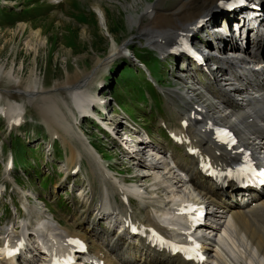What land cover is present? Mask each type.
Listing matches in <instances>:
<instances>
[{"label":"rangeland","instance_id":"rangeland-1","mask_svg":"<svg viewBox=\"0 0 264 264\" xmlns=\"http://www.w3.org/2000/svg\"><path fill=\"white\" fill-rule=\"evenodd\" d=\"M180 1L183 2L184 0H64L63 3L54 5L48 0H0V104L6 107V104L13 102L23 109L21 125L13 126L10 132L6 124L7 119L0 115V188L6 178L5 158L10 153L14 154L17 151V155L23 154L24 148L28 152L23 156L24 160H21V162L26 161L28 164L25 176L18 177L16 171L10 173L16 178L19 188L12 183L10 190L7 189L4 197L0 198V230L4 229L7 221L10 222L13 219L5 209L8 204H11V199L20 202L26 194L31 198L28 203L34 213L36 207L42 206L36 197L44 198V201L48 198L53 201V207L56 209L60 204L59 218L66 221L65 224L68 226L70 225L69 219L75 213L80 212L84 217L90 216L87 207L82 208L85 203H78L73 192L66 199L68 191L65 192L66 188L62 185L67 175V171L64 169L65 167L68 168L66 152L69 155L70 151L68 148H64L61 139L52 138L49 124L46 125L42 111L43 102L40 97L47 91L51 95L54 94L58 98L64 99L70 114H75L77 118L75 122L77 133L92 142L106 155L107 161L100 160L104 168L108 165H116L126 170L131 165L128 171L134 169L131 160L128 162L129 165L127 163L122 164L127 160L121 154L120 146H117L122 145V143L125 144V140L129 143L128 138L121 136L123 139H119L120 144L115 146L96 122L88 118H79L77 112L71 107L73 106L71 100L74 97V90H70L66 86V82L70 76V81L74 83L85 82L89 91L94 89L98 93L101 92L110 96L114 100L110 101L108 106V110L113 113L112 118L123 126L126 120L131 122L126 123L133 127L127 126V132L131 130V132L137 133L134 129L140 132L141 127L158 129L161 122L160 114L154 116L149 122L143 117L153 113L154 109L151 110V106L165 109L168 98L157 88L158 98L148 96L147 103L144 98L142 101L145 103L140 100L138 93L148 92L152 95L154 93V89L149 84L153 81L146 75L144 68L136 64L133 59L128 60L134 70L136 69L137 72L144 75L136 74L132 85L128 80L127 69L119 70L123 69L124 65L125 68H129V65L123 62L124 58H120L122 56L103 65H99V61L104 60L113 51L112 45L115 43L117 48L126 47L138 57L142 56L146 59V57L155 56L160 58L162 65L159 70V77H161L162 72V78L156 79L157 82H153L154 85L162 87L163 90L165 87L174 84L184 86L178 78L186 77L189 73L177 70L183 67V56L175 58L174 55L169 56L167 53H164L163 56L158 52L154 56L147 53L152 51V47L148 44V32L155 34L150 37V42L152 40L153 46H157V44H161L159 41L164 36V34L161 36V32L180 26L181 6L185 2L180 3ZM149 6H155V13L159 14L160 17L165 15L168 20L161 17V24H156V26L154 15L147 14ZM97 7L105 13V25L101 23ZM179 8L180 12L177 11ZM216 21V27L223 26L221 20L217 18ZM38 31L41 33L39 38L33 34ZM194 37L197 42L201 39L199 32ZM156 65H158L157 62ZM190 68L193 69L190 72L193 77L203 79L196 66H190ZM120 71L121 76H119ZM35 84L36 95L27 92L26 87L35 86ZM172 92H177L181 96V92ZM108 116L111 117V114ZM122 117H125L126 120H123ZM98 121L104 122L99 118ZM47 140H54L57 143V151H55V146L51 153L45 150L42 141ZM129 141L131 145L135 143L134 140ZM130 147L129 152H132L133 146ZM97 159L99 160V157ZM85 160L87 161L86 158ZM21 162H18L17 166H20ZM87 163L85 162L83 165L88 171L80 168V172L74 176L70 184L74 182L75 187L77 186L76 189L82 187L79 186L80 180L87 185L86 174L90 169L91 180L89 184L91 188L95 187L93 183L95 180L97 181L98 185L95 189L99 198V180L92 176V169L88 167L89 163ZM136 173L141 172L136 169L131 174ZM44 176L48 180L46 181V190L42 189L41 191L39 183ZM132 179L122 180L127 182L132 181ZM150 181L155 183L152 177ZM51 187H53L52 190ZM153 190L155 188H152L151 191ZM50 191L52 195L49 194ZM79 194L85 195L82 191ZM56 196L61 197L58 205L54 199ZM139 202L141 204V201ZM14 203L16 204V202ZM3 209L6 211L5 213H3ZM89 209H94L93 202ZM232 245H234L233 242L231 245L229 243L226 252L236 249ZM250 263L256 264L254 261H248L246 264Z\"/></svg>","mask_w":264,"mask_h":264},{"label":"bare ground","instance_id":"bare-ground-1","mask_svg":"<svg viewBox=\"0 0 264 264\" xmlns=\"http://www.w3.org/2000/svg\"><path fill=\"white\" fill-rule=\"evenodd\" d=\"M184 1V3L180 1V3H183L181 6V9L183 11L186 9L187 6L185 5H187L188 3L197 5L193 13L186 12L184 14L183 24L185 26L188 24L190 18L191 21L195 23H197L196 20L199 18H209V20H213L214 17H211L210 14H212L219 8V3L221 0ZM96 9L100 13L101 23L105 25V13L102 12L99 7H97ZM147 11L148 15H154L155 25L161 24L162 19L168 20L165 15H161V19L160 15L155 13V6H149L147 8ZM185 32L191 34L194 33L195 30L194 28H191V30L189 31L186 29ZM33 34L37 38L41 36V33L39 31ZM169 36L170 40L174 38V34H170ZM225 42H230L231 44H233L232 40H226ZM150 43L153 46L152 40ZM159 43L161 44H157V46L153 47L158 48L162 54L167 53V50L173 47L170 46L168 42L165 43L163 39H161ZM112 46L113 51L108 56H106L104 60L99 61V65L106 64L109 61L115 60L123 55L122 47L117 48L115 43ZM225 63H229V61H224L223 66L225 65ZM247 66L248 63L242 59L238 61V65L234 66L238 71L243 72L245 77H254V79L252 80H249L247 78V83L244 84L233 83V85L237 87L235 93L240 98L237 99L238 105L228 96L221 95V98L223 100V103L221 104L223 106H228L229 108H231V111L233 113H237V118L241 119V121H237L235 115L227 117L226 112H224V110H219L218 108H216L217 112L214 114V117H211L210 119L214 118V120L218 122L227 121L228 123H231L240 134L242 144L251 146L257 156L264 160V69L260 73H257L253 76ZM238 71L233 70L234 77L237 80L240 79V77L238 76ZM66 86L70 90H74L73 100L75 101V103H77V115L86 114L88 108L87 106L89 104H96L99 101L97 97L93 95L91 91H89V89L86 88L87 86L85 82L74 83L70 81V76H68ZM26 89L28 90L27 92L36 95V84L35 86L26 87ZM190 90L191 89L189 88L188 91ZM249 90H252L253 93ZM188 91L181 92V96L177 92H171L170 95L172 107L176 112L177 120L179 121V124L174 128L175 131L180 130L181 121H183L186 116H190L193 114V100L195 98H199V96L195 94V91H192V93H194V96H190ZM40 98L43 102L42 111L46 119L45 122L47 126L49 124V128L51 131V133H49L53 138L58 137L59 139H61V141L64 143V148L66 147L70 151V154L66 157L68 166V168L66 167V169L72 170L74 167H76L75 165L80 164L81 159L85 160L86 158L89 163V167L92 169V176L99 180L100 187L98 194L100 206H97V214L94 217H90L91 219H89L88 217L84 218L80 213L72 215V218H70L71 220L69 219L71 222V225L69 226L71 227L65 226L52 212L51 215L52 218L56 221V228L53 230L54 235L51 233L48 234L51 240L46 242L43 253L37 252L36 254H34L29 250L28 255L30 257V260L24 262L22 260L15 261V259L9 256L5 258L2 254V250L0 249V264H47L50 254L54 253L57 250L56 245H58L59 247H64V244H62L64 242V236L79 237L85 240L88 245L92 246L89 247L91 255L98 256L102 254L101 256L103 257L105 264H198L193 262H184L179 256H173L165 252H159L155 249H151L145 239H126L125 236H121L114 232L110 234L108 232L110 231L109 228L100 226L99 222L100 220H103L101 218L106 215H110V212L108 211V213L104 214H99V212L103 213V211H101L102 209H111L113 211H118V214L122 216H127V214L131 213L134 220L142 225H152L163 229L158 220H156L151 210H148L146 208L145 203H149L148 201L139 198L141 204L143 203L142 206L145 205L144 208L146 209L144 217L138 218L133 215L131 211H129L128 206H122L121 204H118L115 200V197L120 198L122 195L132 197V194L137 192V183L143 184V181H150L151 177L155 180V183L153 181L151 184L152 188H155V190L152 191V195H159L157 194L159 192H165L167 195H169V188L167 189V186L163 185V182L159 177L162 176L163 172L161 171H163L164 168L162 167L161 163H157L153 170L150 168H146L147 166L145 165L142 157H139L143 150L142 147L145 144L143 142H140L135 145L136 147H138L135 152L132 151L131 153H129L131 155H129L128 152L126 153L128 154L129 160H131V162H134L135 164L133 168H145L148 170L147 172L149 173V175H137L133 177L132 181L126 182L121 180V182H118V184H116L109 178V176H107V174L104 172L103 166L97 159L96 155L101 158V155H103V153H100L99 150L95 149L87 139H84L83 136L77 133L78 131H76L75 129V122L77 118L75 117V114H70V110L67 107L64 99H60L57 97V95L54 94L51 95L49 91L44 93V95ZM173 99H177L182 104V106L178 105ZM5 106L6 107L1 106L0 104V107H2L0 109V112L4 111L5 119H7L8 125L11 127L13 122L16 123V120L20 119L23 113V109H21L18 104L13 102H9ZM199 115L207 117V114L203 112L199 113ZM108 121L115 124L116 127L121 126L120 122L113 121L112 118L108 119ZM195 125L200 126H196L194 129H188L187 132L191 136V139H189L192 140V143L196 147L202 149L205 152V155H211L213 161L217 165L222 166L225 162L234 160L236 157H238L237 154H234L232 152H225L223 150L222 153L217 156V149L215 147H212L211 143V141L213 142L212 133H209L207 132L208 130H205L206 126L204 123L200 124L199 122H197L195 123ZM128 132H131V130H129ZM128 142L131 143L130 141ZM187 147L190 146H182L185 151L187 150ZM129 148L131 147L129 146ZM161 150L163 153H166L168 152V147H162ZM177 152L178 150L172 151L175 163L191 178L192 185L197 189L199 195H201V201L203 203L214 205L220 210L217 212L218 214L216 217H218V220L216 221L220 222L221 225L216 226V228L218 229L214 231L219 233L221 228L226 225L223 230V234L225 237L219 234L218 238L220 239L218 243L216 241H213L212 245H208L205 240L202 241V246L204 247V250H206V253L209 255V259L203 264H246L248 261H254L256 262V264H264V193H244L240 195L237 193V190L233 188V185L229 186L226 189L221 188L218 185H214L208 179L203 177L199 172L198 165L202 162L201 155L197 157L188 156V161H183ZM169 178L173 180L171 182V187L173 188L177 187V189L182 190L183 187L189 186L186 185L183 181H180L178 177L174 180V178H171L170 175L166 178H163V181L169 182ZM90 191L92 192V196L96 194L95 187L91 188L90 186ZM138 196L139 195H137V197ZM179 198H182V196H179ZM195 199L200 200L197 197H195ZM158 203V201H153L151 204L157 205ZM164 203L166 202H160L161 205H163ZM129 204H133L132 201H129ZM195 207L196 205H193V208ZM173 217L174 219H180L175 215H173ZM223 220L225 221L222 223ZM43 221L44 220L41 216V213H38L37 222L39 224H42ZM205 233L207 232L205 231ZM24 234L25 235L23 236H27V233L24 232ZM209 234H213V232L210 231ZM204 235L205 234H203L201 237H203ZM43 236L44 234L42 235V237ZM231 242L234 243V245L232 246H234V248L236 249L226 252L229 243L231 245ZM65 243L68 244L67 238H65ZM31 247V249H35L33 245ZM212 253H214V255ZM242 261L244 262L242 263Z\"/></svg>","mask_w":264,"mask_h":264},{"label":"snow or ice","instance_id":"snow-or-ice-1","mask_svg":"<svg viewBox=\"0 0 264 264\" xmlns=\"http://www.w3.org/2000/svg\"><path fill=\"white\" fill-rule=\"evenodd\" d=\"M71 243H77L76 241H70ZM197 248H198V245H197ZM197 249H191L190 251H193V252H196Z\"/></svg>","mask_w":264,"mask_h":264}]
</instances>
